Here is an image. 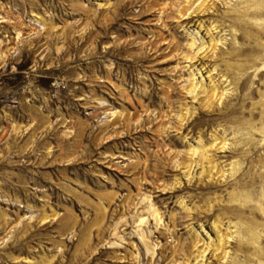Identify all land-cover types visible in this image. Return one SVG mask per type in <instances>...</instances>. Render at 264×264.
Returning a JSON list of instances; mask_svg holds the SVG:
<instances>
[{"label":"rangeland","instance_id":"obj_1","mask_svg":"<svg viewBox=\"0 0 264 264\" xmlns=\"http://www.w3.org/2000/svg\"><path fill=\"white\" fill-rule=\"evenodd\" d=\"M0 264H264V0H0Z\"/></svg>","mask_w":264,"mask_h":264},{"label":"bare ground","instance_id":"obj_2","mask_svg":"<svg viewBox=\"0 0 264 264\" xmlns=\"http://www.w3.org/2000/svg\"><path fill=\"white\" fill-rule=\"evenodd\" d=\"M187 3L189 2V1H186ZM194 89V88H193ZM191 91H192V89H191Z\"/></svg>","mask_w":264,"mask_h":264}]
</instances>
